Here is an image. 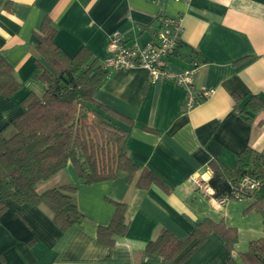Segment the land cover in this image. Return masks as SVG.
<instances>
[{"label": "crops", "instance_id": "obj_1", "mask_svg": "<svg viewBox=\"0 0 264 264\" xmlns=\"http://www.w3.org/2000/svg\"><path fill=\"white\" fill-rule=\"evenodd\" d=\"M162 14L180 17L182 23V41L166 66L182 71L197 52L203 64L194 88H213L212 94L186 108V86L171 78L151 80L147 69L132 67L109 70L94 93L120 115L89 105L128 130L131 160L153 170L171 191L156 184L133 186L125 172L88 184L69 161L39 186L42 191L76 185L85 219L61 230L45 206L10 199L0 178V201L7 203L0 214V264H227L231 254L246 264L238 252L247 250L252 239L264 240L261 214L246 209L250 198L221 203L204 185L212 158L233 167L245 147L264 149V110L250 118L242 111L249 95L264 98V0H0V54L21 82L14 94L0 93V129L24 111L20 102L29 91L46 89L36 75L37 59L51 68L36 48L46 16L67 54L87 46L101 62L113 30L146 43ZM109 199L126 201L129 221L113 246L97 241V226L108 224L115 210ZM206 216L237 227L235 250L215 231L182 263L144 250L161 228L184 238L193 231V221Z\"/></svg>", "mask_w": 264, "mask_h": 264}, {"label": "trees", "instance_id": "obj_2", "mask_svg": "<svg viewBox=\"0 0 264 264\" xmlns=\"http://www.w3.org/2000/svg\"><path fill=\"white\" fill-rule=\"evenodd\" d=\"M55 33L56 27L46 16L36 46L51 66L36 60V75L46 84V89L42 93L29 91L20 102L24 111L0 129V178L9 190L10 199L45 206L53 222L66 230L85 219L76 201V185L62 183L42 191L37 185L64 169L69 161L88 184L113 179L125 172L128 183L138 188L147 189L156 184L166 192L171 189L153 170L131 160L126 147L128 130L89 105L97 104L109 114L120 115L94 97L109 70L102 67L87 46H82L73 55L67 54L56 43ZM195 53L193 60L198 58ZM20 86L12 65L0 54V93L12 95ZM244 99L242 111L247 117L264 110V98L260 95L251 94ZM208 166L211 176L207 182L216 197L231 195L246 174L259 179V186L250 194L251 202L246 209L257 210L264 225V149L257 151L245 147L233 167L218 158H212ZM109 200L114 203L115 210L108 224L97 226V241L113 246L126 234L129 221L126 201ZM6 208V201H0V214ZM193 225V231L184 238L177 237L168 228H161L146 242L144 250L167 259L177 257V263H182L212 231L224 239L231 252L235 250L239 231L224 219L206 216L193 221ZM238 257L246 264H264V240H250L247 250L238 252ZM227 264L240 263L231 254Z\"/></svg>", "mask_w": 264, "mask_h": 264}, {"label": "built area", "instance_id": "obj_3", "mask_svg": "<svg viewBox=\"0 0 264 264\" xmlns=\"http://www.w3.org/2000/svg\"><path fill=\"white\" fill-rule=\"evenodd\" d=\"M159 27L153 38L146 43H141L136 37L127 39L120 30H113L110 34L107 54L101 64L104 69H128L132 67H143L148 70L151 80L171 78L178 84L187 88L185 99L186 108H191L200 101L209 97L213 88H194V78L202 61L195 59L190 67L182 71H174L166 66L165 59L173 54L182 41V23L180 17H172L162 14L159 17ZM201 185V184H200ZM207 189L211 188L206 181ZM259 186V179L246 174L237 183L231 195L215 198L224 203L229 199L243 200L249 198L250 194ZM214 191L212 190V194Z\"/></svg>", "mask_w": 264, "mask_h": 264}, {"label": "rangeland", "instance_id": "obj_4", "mask_svg": "<svg viewBox=\"0 0 264 264\" xmlns=\"http://www.w3.org/2000/svg\"><path fill=\"white\" fill-rule=\"evenodd\" d=\"M92 108H93V107H92ZM93 109H94V108H93ZM42 182H43V181H40V182L38 183V184H39V185L37 186L38 190L41 189V188H39V186L41 187L40 184H41Z\"/></svg>", "mask_w": 264, "mask_h": 264}]
</instances>
